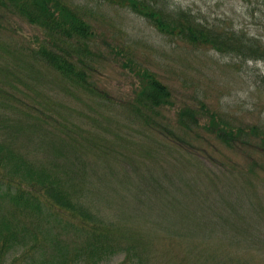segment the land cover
<instances>
[{"label":"rangeland","instance_id":"1","mask_svg":"<svg viewBox=\"0 0 264 264\" xmlns=\"http://www.w3.org/2000/svg\"><path fill=\"white\" fill-rule=\"evenodd\" d=\"M67 2L92 27L90 50L81 54L92 86L61 80L30 58L28 48L43 35L0 7V142L56 174L120 238L121 250L96 264L129 256L139 264H264V150L254 134L264 130V58L194 47L158 33L117 2ZM169 2L264 45V0ZM143 68L169 87L171 97L148 114L153 120L147 124L131 112L130 101L135 72ZM202 105L215 122L245 130L256 146L227 148L205 130L206 113L183 134L177 110ZM160 125L190 144L172 146L164 136L173 135ZM93 149L105 156L91 155ZM80 158L87 160L79 164ZM36 221L47 228L45 220ZM48 223L44 253L54 246L49 236L63 240L72 233L63 221L49 217ZM67 246L53 254L68 252Z\"/></svg>","mask_w":264,"mask_h":264},{"label":"trees","instance_id":"2","mask_svg":"<svg viewBox=\"0 0 264 264\" xmlns=\"http://www.w3.org/2000/svg\"><path fill=\"white\" fill-rule=\"evenodd\" d=\"M106 1L128 6L135 14L141 15L152 24L158 33L194 47H206L223 54L242 56L244 59L264 58V45L258 40H253L243 32L221 29L199 21L191 11L171 5L169 0ZM0 7L39 29L43 35L42 41L28 48L30 58L51 67L61 80L90 90L92 85H89L90 80L86 79L87 70L81 54L90 50L87 44L91 39L92 27L79 9L72 10L67 0H0ZM135 73L138 79L134 81V98L132 97L134 100H130L131 112L137 117L140 116L147 124L153 120L148 114H157L160 108L171 103L169 87L160 81L154 72L146 68ZM259 81L264 86L263 76ZM183 107L177 110L175 120L183 134H188L186 129L191 128V125L194 127L199 125V115L206 113L209 119L206 125L202 123L205 130L217 137V140L227 148L235 146L236 142L242 146L249 147L251 144L256 146L253 141H249L245 130L233 129L226 124L215 122L214 115L204 109L203 105L200 109ZM160 126L166 133L173 135L172 138L164 136L170 140L172 146H180L181 140L190 144L181 134H173L169 127ZM261 131L264 130L258 131L257 128L254 130L260 146H256L258 150H264V133ZM239 133H243L247 139L244 135H238ZM236 134L237 138L232 140ZM83 136L86 137L82 139L87 141L89 136ZM14 149L8 142H0V264H96L102 258L121 250L120 238L103 223L102 217L83 203L79 196L70 192V188L65 187L56 174L52 175L42 167L37 169L36 165L27 159L28 157ZM91 155L105 156L103 153H95V149ZM86 160L87 158H80L79 164H84ZM152 180L156 181L154 178ZM185 210L189 211V208L186 207ZM49 217L63 221L72 233L63 240L57 234L49 236L48 240L54 246L52 250L44 253L47 238L43 232L46 231V234L50 228ZM37 219L45 220L47 228L45 229L44 223L36 224ZM61 245L62 247L69 245L66 248L68 252L61 251L55 256L53 253L59 251ZM131 246L129 243L130 253ZM37 253H40L38 259L35 258ZM129 259L123 257L117 264L140 263L130 256Z\"/></svg>","mask_w":264,"mask_h":264}]
</instances>
